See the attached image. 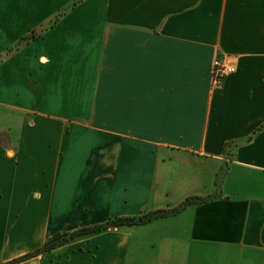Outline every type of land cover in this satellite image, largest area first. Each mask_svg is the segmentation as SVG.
Wrapping results in <instances>:
<instances>
[{"label":"crops","instance_id":"crops-1","mask_svg":"<svg viewBox=\"0 0 264 264\" xmlns=\"http://www.w3.org/2000/svg\"><path fill=\"white\" fill-rule=\"evenodd\" d=\"M178 208L16 264H264V0H0V264Z\"/></svg>","mask_w":264,"mask_h":264},{"label":"trees","instance_id":"trees-1","mask_svg":"<svg viewBox=\"0 0 264 264\" xmlns=\"http://www.w3.org/2000/svg\"><path fill=\"white\" fill-rule=\"evenodd\" d=\"M191 204V201L188 200L185 202V206ZM181 207V208H183ZM181 208L170 210V211H160L155 214H148V215H142L139 217H124V218H116L112 220L110 223H107L105 225L97 226V227H92V228H85L82 230H79L77 232L73 233H63V234H57L55 236H52L47 239L45 245L35 251L34 253L28 254L22 258H19L9 264H16L17 262L27 260L29 258H32L34 256H37L38 254L44 253V252H50L52 250H55L61 246L67 245L69 243L75 242L79 239H84V238H89L92 237L96 234H99L111 226H133V225H143L146 224L156 218L163 217L172 213H176L181 210Z\"/></svg>","mask_w":264,"mask_h":264},{"label":"built area","instance_id":"built-area-1","mask_svg":"<svg viewBox=\"0 0 264 264\" xmlns=\"http://www.w3.org/2000/svg\"><path fill=\"white\" fill-rule=\"evenodd\" d=\"M237 71L236 64L231 57H224L223 59H215L212 66L213 87H220L225 80L234 75Z\"/></svg>","mask_w":264,"mask_h":264},{"label":"water","instance_id":"water-1","mask_svg":"<svg viewBox=\"0 0 264 264\" xmlns=\"http://www.w3.org/2000/svg\"><path fill=\"white\" fill-rule=\"evenodd\" d=\"M113 228V227H112Z\"/></svg>","mask_w":264,"mask_h":264}]
</instances>
